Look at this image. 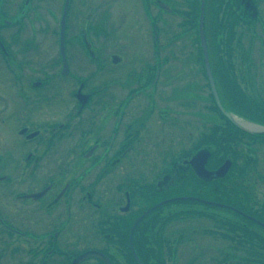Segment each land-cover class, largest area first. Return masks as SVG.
Masks as SVG:
<instances>
[{"label": "flooded vegetation", "instance_id": "af4514ba", "mask_svg": "<svg viewBox=\"0 0 264 264\" xmlns=\"http://www.w3.org/2000/svg\"><path fill=\"white\" fill-rule=\"evenodd\" d=\"M65 1L0 0V264H264V136L215 107L197 0H126L136 68L118 0ZM215 1L228 85L264 100V0Z\"/></svg>", "mask_w": 264, "mask_h": 264}, {"label": "trees", "instance_id": "16d2710c", "mask_svg": "<svg viewBox=\"0 0 264 264\" xmlns=\"http://www.w3.org/2000/svg\"><path fill=\"white\" fill-rule=\"evenodd\" d=\"M198 12L199 11H197V16H198ZM212 13H213L212 29H213V38L215 45L213 61L220 62V65H213L214 71L220 68L219 73L218 74L215 73V75H218L220 78L223 77L222 82L225 83V87L226 89H228L231 97V100L229 102H231L236 108L246 111L247 117L257 121L258 120L264 121V100L258 97L246 99V96L242 95L244 91L237 84H235L234 86L232 84L230 86L228 85L230 83V79L228 75L224 73L225 70L221 68L222 65L225 66L231 63L232 61L231 58L232 48L228 49V46L225 42V32L228 29L235 30L236 27H238V23L240 21L238 19L239 17L236 15L231 16L227 14V8L224 4V1L218 3L214 0V2H212ZM230 18L231 21L227 23V21L230 20ZM236 46H239V44L236 43ZM247 55L248 54L246 53L245 55L246 57L244 58L245 61L247 59ZM200 57L201 55L198 53V56L196 57L198 62H200ZM218 136L220 137L221 135Z\"/></svg>", "mask_w": 264, "mask_h": 264}, {"label": "rangeland", "instance_id": "374dc122", "mask_svg": "<svg viewBox=\"0 0 264 264\" xmlns=\"http://www.w3.org/2000/svg\"><path fill=\"white\" fill-rule=\"evenodd\" d=\"M86 1H87V3L96 2V0H86ZM139 1L141 3V0H138V2ZM48 2H49V4H53V5L55 4L54 0H48ZM138 2H136V3H138ZM136 3H134L132 5V8L134 7L136 9ZM117 6H118V11H115V13H116L117 17H119V21H118L119 23L118 24L121 25L120 19H122L124 21V24H123V26L121 25V27H122L121 34L122 35L119 32V34L121 36L120 37L121 39H117L116 46H117L118 49H120L122 51L123 56H125L126 62L129 64L128 67L136 68V67L142 65V61H140L141 57H135L134 52H133V48H135V46H133L131 41L129 40V38L125 36L126 33L128 32V30L135 26L136 22L134 20V16L133 15L129 16V13L133 12L134 10L131 8L130 4L126 8V0H118ZM53 9H55V8H53ZM182 9L183 10L190 9V6L189 7L188 6L184 7V5H182ZM85 11H87V10H85ZM42 13H45V11H42ZM176 19H177V17L174 18V20H176ZM260 62H261L260 65H263V67L260 66L257 69V72L258 73H262L261 81L264 82V58L261 59ZM87 65H88V67H87ZM92 67H93V65H89V63L85 64V68L86 69L88 68V70L92 69ZM254 83L255 82H253V86H252V89H251L252 93L255 92L256 94H259V95L264 97V95L261 93V90L257 88V84L254 85ZM263 88H264V84H263ZM262 152H264V146L262 147ZM92 260H94V259H91L89 261L93 262ZM182 263H183V260H182ZM182 263L179 262V264H182ZM168 264H172V260L171 259L168 260Z\"/></svg>", "mask_w": 264, "mask_h": 264}, {"label": "water", "instance_id": "95a60500", "mask_svg": "<svg viewBox=\"0 0 264 264\" xmlns=\"http://www.w3.org/2000/svg\"><path fill=\"white\" fill-rule=\"evenodd\" d=\"M203 6H204V3H203V1H202V3H201V10H203ZM203 16H204V15H203V11H201V12H200V25H199V29H200L201 38L204 40V38H203ZM203 43H204V41H203ZM204 46H205V45H204ZM205 61H206L207 71H208V73H209L210 82H211V85H212V89H213L214 96H215V99H216V101H217V104L219 105V107L224 111V113H225L230 119L234 120V119L232 118V116L230 115V113L227 112L226 110H224V108L221 106V102H220L219 99H218L217 92H216V89H215V85H214V82H213V79H212V75H211L210 67H209V65H208L209 63H208V58H207L206 54H205ZM222 168L226 169V163L223 165ZM98 255H100L101 257L105 258V257H104L103 255H101V254H98Z\"/></svg>", "mask_w": 264, "mask_h": 264}, {"label": "bare ground", "instance_id": "6f19581e", "mask_svg": "<svg viewBox=\"0 0 264 264\" xmlns=\"http://www.w3.org/2000/svg\"><path fill=\"white\" fill-rule=\"evenodd\" d=\"M199 7H200V4H197V8H199ZM201 11H203L204 17H207L208 16V12H207V9H206L205 6H203V10H201Z\"/></svg>", "mask_w": 264, "mask_h": 264}]
</instances>
